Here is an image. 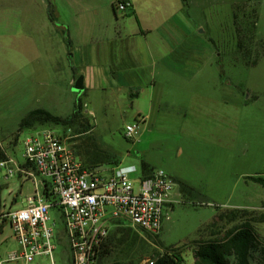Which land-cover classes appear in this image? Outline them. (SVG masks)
Here are the masks:
<instances>
[{
    "label": "rangeland",
    "instance_id": "1",
    "mask_svg": "<svg viewBox=\"0 0 264 264\" xmlns=\"http://www.w3.org/2000/svg\"><path fill=\"white\" fill-rule=\"evenodd\" d=\"M51 1L55 3V0ZM98 1L108 3L110 0ZM193 2L190 8L192 18L187 21L191 23L192 34L196 37L192 42L187 41V44L191 47L192 43L206 45L207 54L193 61L188 58L187 62L190 61L192 66L208 68L206 79L201 80V84L191 82L193 85L186 90L175 87L165 91L157 88L137 89V96L121 95L118 105L112 103L115 98L108 96L101 99L98 97L101 94L93 91L90 93L91 105L87 107L89 112L94 113L87 115L90 122L80 119L69 124L73 137L67 142L80 159L81 153L95 147L117 153L124 165H139L140 155L155 168L171 166L193 185L204 182L203 188L208 198H195L187 188L180 186L178 189L176 186L173 210L163 223L161 233L145 232L122 220V226L131 229V248L119 246L114 239L111 254L103 257L98 264H144L147 259L156 262L173 253L179 256L177 264H195L194 241L220 239L227 230L244 221L252 225L259 243L264 246V187L246 180V176H264V0ZM168 4L173 5V0H168ZM158 7L157 2L155 8ZM108 10L112 14L114 12L120 25L130 28L133 21L127 14L130 11L112 10L107 4L106 10L102 7L98 12L107 13ZM160 12L165 14L164 9H160ZM171 20L169 22H173ZM220 68L224 72L221 74L223 84H233L236 92H244L243 96L240 94L241 99L248 98L245 105L230 106L233 118L229 122L232 126L219 122V114L222 113L214 114L216 108L226 107L220 103L221 92L216 75ZM82 92L79 90L78 93L81 95ZM160 92L163 100L155 107L160 110L159 114L143 121L142 116L150 108L154 94L158 96ZM164 100L166 103L173 102L174 106L166 108ZM185 105L191 106L192 113L178 116V111ZM138 110H144V113L140 112L141 115ZM133 122H138L134 140L127 139L123 132L124 126ZM43 126L41 128L60 132L67 127L54 124ZM23 139L24 134L8 150L10 156L18 160H21ZM113 165L108 162L104 164ZM179 190L187 192L190 198L177 197ZM33 191L34 184L30 180L22 182L17 177L9 180L0 178V214L9 208L22 207L25 197ZM215 207L219 208L222 219L216 220L215 226H210L217 212ZM236 208L245 212L233 218L229 212ZM50 214L55 218L56 211L52 209ZM2 225L0 256L4 257L8 252L18 249V244L12 238L8 223L5 221ZM115 227L109 239H113ZM53 258L54 264H71L65 237L59 238L56 243ZM227 260L228 264H235L233 257ZM250 262L263 263L256 252H251ZM8 264L51 262L47 258H36L30 263L16 261Z\"/></svg>",
    "mask_w": 264,
    "mask_h": 264
},
{
    "label": "crops",
    "instance_id": "2",
    "mask_svg": "<svg viewBox=\"0 0 264 264\" xmlns=\"http://www.w3.org/2000/svg\"><path fill=\"white\" fill-rule=\"evenodd\" d=\"M129 1L130 13L127 14L133 18L130 28L120 25L114 12V15L109 10L98 12L102 7L106 10L107 4L113 10V0L108 3L98 0H55V3L51 0H0V148L5 150L6 156H10L8 150L18 142L19 136L45 127L35 125L18 131L20 121L33 109H45L55 116L66 117L80 98L81 119L90 122L87 115L94 113L87 107L91 105L93 91L100 93L101 99L115 98L112 103L118 105L121 95L137 96V89L165 91L175 87L186 90L193 85L191 82L201 84V80L206 79L208 68L187 62L188 58L193 61L207 54L206 45L192 43L191 47L187 44L196 37L187 21L192 18L193 0H173L171 6L168 0ZM157 2L159 7L155 8ZM49 5L54 8L58 24L49 18ZM160 9H164L165 14ZM154 10L156 12L151 13ZM146 11L150 12L144 14ZM171 19L173 22H169ZM65 30L72 42L71 61ZM223 73L220 68L216 75L220 103L226 107L216 108L214 114L222 113L219 122L232 126L230 106L245 105L248 98L241 99L240 94L243 96L244 92H236L233 84H223ZM80 77L81 95L72 87ZM162 100L161 92L158 96L154 94L150 108L142 116L143 121L159 114L160 110L155 107ZM166 102L164 100L166 108L174 106L173 102ZM178 112V116H186L192 113L191 106L185 105ZM76 156L82 163L83 156L81 159ZM163 168L175 179L178 189L184 184L193 197L208 198L204 182L193 185L171 166ZM178 192L177 197L190 198L187 192Z\"/></svg>",
    "mask_w": 264,
    "mask_h": 264
},
{
    "label": "built area",
    "instance_id": "3",
    "mask_svg": "<svg viewBox=\"0 0 264 264\" xmlns=\"http://www.w3.org/2000/svg\"><path fill=\"white\" fill-rule=\"evenodd\" d=\"M114 5L115 10L130 11L129 0H116ZM137 129L138 122L127 123L124 136L134 140ZM72 137L70 127L62 132L31 131L24 136L21 160L8 155L0 159V178L34 184L22 207L0 214L18 244V249L0 256V264L36 258L54 264L56 243L63 237L71 264H98L112 221L125 220L142 231L158 233L169 219L177 183L164 169L153 168L147 175L140 164L87 169L68 145ZM154 263L147 259L144 264Z\"/></svg>",
    "mask_w": 264,
    "mask_h": 264
},
{
    "label": "trees",
    "instance_id": "4",
    "mask_svg": "<svg viewBox=\"0 0 264 264\" xmlns=\"http://www.w3.org/2000/svg\"><path fill=\"white\" fill-rule=\"evenodd\" d=\"M113 8L115 10V5ZM49 18L58 24L52 5H49ZM65 42L67 45V54L69 60L71 61L72 42L67 30H65ZM82 110L83 105L80 98L76 99L73 112L66 117L55 116L45 109H33L29 111L20 121L18 131L35 125L43 126L46 124H54L56 126L64 125L67 126V129L69 124L81 119ZM66 129H64V131ZM81 156H83V162L86 165L82 164L87 169H93L97 166L104 165L105 162L116 165L120 161L117 153L101 151L95 147L87 149L84 151V154L81 153ZM5 157V150L0 148V159ZM140 167L144 175L149 174L153 168H155L148 164V162L144 159L140 160ZM246 180H250L264 187L263 175L246 176ZM181 186L184 187V184ZM215 209L217 212L213 221L210 223V226H215L216 220L222 219V215L218 212L219 208L215 207ZM241 212L245 211L236 208L231 210L229 213L233 218H235ZM3 222H5V219H2V222L0 223V232L2 230ZM123 224V221L119 219L111 222L110 233L113 227L116 226L117 228L115 227L116 229L113 233V239H109V233L108 237L102 244V251L98 254V262H100L103 257L111 254L113 246L112 240L114 242V239L119 246L121 245L126 249L131 248V243H133L132 238L129 240L131 229H125L122 226ZM251 252L258 253L263 261L261 264H264V246L259 243L252 225L244 221L227 230L220 239L194 241L193 258L195 264H228V257H233L235 264H251ZM178 258L179 256L176 253H173L172 255L163 256L154 264H177V262H179V260H177Z\"/></svg>",
    "mask_w": 264,
    "mask_h": 264
},
{
    "label": "water",
    "instance_id": "5",
    "mask_svg": "<svg viewBox=\"0 0 264 264\" xmlns=\"http://www.w3.org/2000/svg\"><path fill=\"white\" fill-rule=\"evenodd\" d=\"M73 90H82L83 89V85H82V79H81V77L80 78H78L76 81H75V83L73 84Z\"/></svg>",
    "mask_w": 264,
    "mask_h": 264
}]
</instances>
